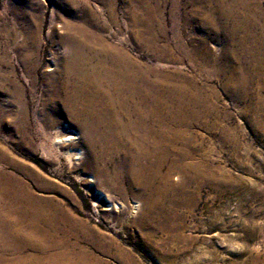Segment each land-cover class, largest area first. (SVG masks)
<instances>
[{"label": "rangeland", "instance_id": "rangeland-1", "mask_svg": "<svg viewBox=\"0 0 264 264\" xmlns=\"http://www.w3.org/2000/svg\"><path fill=\"white\" fill-rule=\"evenodd\" d=\"M66 22H86L153 77L167 78L172 86L163 92L175 104L182 98L173 87L204 103L183 132L194 150L186 161L197 159L216 182L174 171L173 184L182 183L175 196L186 198L162 200L169 223H142L143 199L125 169L124 194L97 175L92 181L85 156L75 159L70 143L53 142L57 131L73 132L65 123L62 132L44 128L53 110L47 77L55 70L48 69L63 51ZM18 86L30 115L25 133L15 127ZM0 170L50 199V211L70 217L69 241L106 263L264 264V0H0Z\"/></svg>", "mask_w": 264, "mask_h": 264}, {"label": "bare ground", "instance_id": "bare-ground-1", "mask_svg": "<svg viewBox=\"0 0 264 264\" xmlns=\"http://www.w3.org/2000/svg\"><path fill=\"white\" fill-rule=\"evenodd\" d=\"M60 41L63 51L53 54L55 66L48 69L55 70L47 77L50 101L54 103L49 105L53 110L44 128L61 131L66 128L59 126L65 123L73 132L67 136L57 131L53 142L70 143L75 159L85 156L84 169L92 181L97 175L98 182L124 194L127 191L119 181L125 171L131 189L137 186V196L143 199L142 223L151 218L161 221L163 217L169 223L172 213L165 211L162 200L169 197L175 204L186 198L175 196L182 183L173 184L174 171L186 178L194 172L198 180L216 182L215 175L204 172L197 159L186 161L194 150L183 132L192 119L201 117L204 103L199 102L197 94L186 99L182 88L173 87L171 90L182 98L175 104L174 98L163 92L164 87L172 86L165 83L167 78L153 77L150 68H140L121 46L89 32L86 22H66ZM236 65L234 73L240 70ZM15 94L20 113L15 127L25 133L30 129L29 114L19 86ZM111 163H115L113 170H109ZM164 165L168 169L160 175ZM222 174L226 182L227 173ZM97 190L111 201L106 190ZM47 203L50 199L35 197L19 177L0 170V264H109L73 245L64 232L70 217L50 211ZM138 205L136 201L134 208ZM27 249L33 252L23 255ZM8 250L16 254L11 255V261Z\"/></svg>", "mask_w": 264, "mask_h": 264}]
</instances>
